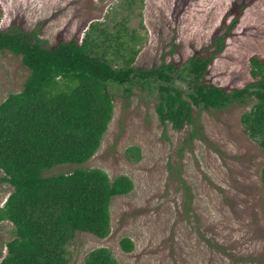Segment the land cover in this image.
<instances>
[{
	"label": "rangeland",
	"instance_id": "obj_1",
	"mask_svg": "<svg viewBox=\"0 0 264 264\" xmlns=\"http://www.w3.org/2000/svg\"><path fill=\"white\" fill-rule=\"evenodd\" d=\"M242 2L247 4L242 16L206 79L243 87L252 80L251 56L264 58V0H0V30L37 32L44 45L53 46L83 39L92 22H123L139 35L136 67L160 66L164 56L180 66L210 45L217 30L225 32L232 17L221 28L224 16ZM29 73L21 56L0 50V103L23 88ZM175 86L189 90L179 79ZM128 89L110 85L114 114L95 155L45 172L98 167L111 179L127 175L134 181L130 193L112 199L107 237L76 232L69 264H86L88 253L103 246L120 264H264V150L241 122L254 100L195 108L201 130L192 136L193 124L180 130L162 124L158 89ZM12 189L0 183V206ZM12 230L11 222H0V260ZM125 236L135 245L130 252L120 245Z\"/></svg>",
	"mask_w": 264,
	"mask_h": 264
},
{
	"label": "trees",
	"instance_id": "obj_2",
	"mask_svg": "<svg viewBox=\"0 0 264 264\" xmlns=\"http://www.w3.org/2000/svg\"><path fill=\"white\" fill-rule=\"evenodd\" d=\"M246 5L233 4L222 21L221 28L232 17L225 32L217 30L210 45L180 66L164 56L160 66L136 67L139 35L123 22L108 26L92 22L83 39L73 37L53 46L44 45L37 32L0 30V50L21 56L30 72L23 88L0 103V183L13 187L0 206V222L14 226L0 264H69V245L76 232L99 238L111 233V202L134 189L129 176L111 179L98 167L45 172L59 164L87 162L95 155L114 114L112 84L129 85L128 90L135 85L151 92L158 89L156 111L162 124L179 130L193 124L192 136L201 130L195 108L223 109L254 100L241 122L264 150V58L251 56L252 80L243 87L206 79ZM1 13L0 7V17ZM177 79L187 82L189 90L175 86ZM261 181L264 190V167ZM120 245L126 252L135 247L127 236ZM85 262L120 264L104 246L91 250Z\"/></svg>",
	"mask_w": 264,
	"mask_h": 264
}]
</instances>
